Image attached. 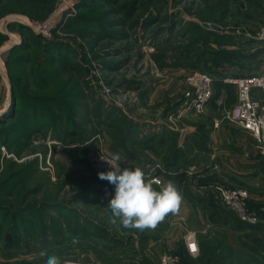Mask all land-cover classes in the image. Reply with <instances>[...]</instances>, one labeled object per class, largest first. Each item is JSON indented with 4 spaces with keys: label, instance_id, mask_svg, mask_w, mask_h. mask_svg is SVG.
Here are the masks:
<instances>
[{
    "label": "rangeland",
    "instance_id": "374dc122",
    "mask_svg": "<svg viewBox=\"0 0 264 264\" xmlns=\"http://www.w3.org/2000/svg\"><path fill=\"white\" fill-rule=\"evenodd\" d=\"M2 9L0 264H44L41 250L93 262L122 250L143 264H159L169 251L180 264L183 253L199 254L197 235L207 241V231L221 239L226 261L193 264H264V216L251 230L234 219L207 225L198 208L173 241L158 238L165 224L128 237L134 230L113 223L107 207L115 187L99 179L94 161L119 154L130 169H162L158 154L168 148L154 144L153 127L183 119L176 113L186 75L198 69L219 79L233 67L261 64L239 62L250 39L235 30L264 22V0H52L44 15L11 3ZM48 18L54 24L44 34ZM252 180L259 183L253 189H264L261 178ZM247 192L248 205L264 211V200ZM186 228L195 230L192 255L177 238Z\"/></svg>",
    "mask_w": 264,
    "mask_h": 264
},
{
    "label": "crops",
    "instance_id": "0c3cea01",
    "mask_svg": "<svg viewBox=\"0 0 264 264\" xmlns=\"http://www.w3.org/2000/svg\"><path fill=\"white\" fill-rule=\"evenodd\" d=\"M259 42L261 41L247 40L243 44V50L239 57L241 64L261 60L258 68L246 70L233 67L230 75L264 73V47H257L264 45H259ZM249 48H259L263 51L252 56L250 51L245 52V49ZM230 75L225 74L223 77L215 79L212 99L208 101L203 111H184L181 114L183 119L178 124L175 123L174 126H167L168 128L164 124H154L152 131L154 144H158L160 148H168V150L163 149L159 152L158 159L164 161L165 167L163 166L156 172L162 177V182L174 181L183 195L180 212L176 215H169L159 225H166L165 235L158 237L160 240L165 236L168 240L173 241L175 239L174 232L179 231L183 224L190 220L195 210L198 208L203 210L202 207L207 206L211 200L221 204L216 192L212 189L214 183L243 186L249 191L252 198L264 200V192L255 194L258 193L257 191H264V189H253L252 187L253 184H259L258 181L252 183L253 178H261L264 182V154L257 151L254 136L248 130L236 121H230L224 117L225 110L232 109L236 103L235 86L223 81L224 77ZM252 93L264 101V97L257 89ZM221 94L224 95L223 105L217 104L221 99ZM216 121L218 124H215ZM142 132L146 134V131L142 130ZM142 145L146 146L145 141H142ZM192 165L195 166V169L190 171L189 167ZM180 176H182L181 179ZM185 231L177 238L182 241L185 250L190 252L189 246L193 250L192 235L188 236V233H193L195 230L187 229ZM197 252L198 248L191 255ZM120 253L119 258L117 257L115 260L96 259L95 264H143L136 258L125 257L127 255L122 250Z\"/></svg>",
    "mask_w": 264,
    "mask_h": 264
},
{
    "label": "built area",
    "instance_id": "2783aa9c",
    "mask_svg": "<svg viewBox=\"0 0 264 264\" xmlns=\"http://www.w3.org/2000/svg\"><path fill=\"white\" fill-rule=\"evenodd\" d=\"M54 24L53 19H46L41 32L47 34V30ZM238 34L246 35V38L250 40H264V22L260 24L254 31L236 29ZM214 77L202 70H192L185 77V91L183 98L181 99L177 107V115L182 114L184 111H203L205 105L210 100L213 93ZM224 82L233 84L235 86L236 103L232 109H226L224 117L230 121H236L246 130L250 131L255 139V147L260 153H264V101L259 97L253 95V90H259L264 95V73L263 74H251L241 76H226L223 78ZM221 99L218 101V104ZM215 124H218L216 121ZM102 158H110L107 153H100L94 157L95 164L99 166L103 172H107L110 169L106 161ZM158 165L153 167L150 171L146 172V176L150 179H159L160 176L156 173ZM120 168L123 170L126 167L120 162ZM195 169L192 165L189 170ZM213 190L216 192L220 202L228 209L232 210L237 217L250 225H255L261 222L258 212L248 205V192L246 189L240 187H228L224 184L215 183L212 185ZM192 235L197 248V244L194 238V234L189 232L188 236ZM188 238V237H187ZM186 238V241L188 239ZM188 243V242H187ZM189 246V244H188ZM195 248V250H196ZM190 252H194L189 246ZM70 260L73 264H95L92 260H80V259H63ZM61 260V261H63ZM178 257L175 253L164 251L159 258V264H176Z\"/></svg>",
    "mask_w": 264,
    "mask_h": 264
},
{
    "label": "clouds",
    "instance_id": "9594fccd",
    "mask_svg": "<svg viewBox=\"0 0 264 264\" xmlns=\"http://www.w3.org/2000/svg\"><path fill=\"white\" fill-rule=\"evenodd\" d=\"M101 159L111 170L99 172L98 177L115 187L114 196L107 205L113 223L119 221L120 226L128 230H155L169 215L180 212L183 195L174 181L150 179L138 166L121 170L119 154ZM39 256L47 257L44 264H73L70 260L61 261L56 255H48L46 250H41Z\"/></svg>",
    "mask_w": 264,
    "mask_h": 264
},
{
    "label": "trees",
    "instance_id": "16d2710c",
    "mask_svg": "<svg viewBox=\"0 0 264 264\" xmlns=\"http://www.w3.org/2000/svg\"><path fill=\"white\" fill-rule=\"evenodd\" d=\"M51 2H52V0H6L4 3H2L0 0V12L3 10L2 7H4L8 3H11L14 6H16V9H18V10L24 9L27 11L35 12L38 15L39 14L44 15L45 13H48L50 11ZM215 82H216V80L214 81L213 89H214ZM212 95H213V93H212ZM182 98H183V96H182ZM211 99H212V96H211L210 100ZM223 101H224V95L221 94V102L219 103V105H223ZM217 104H218V102H217ZM179 178L181 179L182 176H180ZM208 205L205 207H202L203 211H204L203 215H204L205 219L207 220V222L211 223L212 225H215V224L221 225V224L231 222V221L234 223V220H237L236 222L239 223V224L236 223L237 227L246 226L251 230V229L255 228L258 224H260V223H258L255 225H250V224H247V223L241 221L232 210L228 209L222 203L218 204V203L214 202L213 200H211ZM252 208H254V207H252ZM255 210L258 212V215H259L260 219L262 220V218L264 216V211H260L257 209H255ZM139 232H141V231L134 230L132 233L129 234L128 237L131 238L133 235H134V237H138V235H136V234ZM209 234H210V231H207L206 234L204 235V238H206L207 241L201 240V234L197 235V241H198V245H199V254L196 257H192L188 253H187L188 255L183 253L184 255H182L180 264H193L194 261H199V260L211 261L212 263H215L217 261L224 263L226 261L225 256H224V251L226 249L221 246V243H222L221 239L220 238L219 239L214 238L215 236L210 237ZM247 236H249V234ZM209 240H211V241H209ZM251 240L253 242V244H250L253 248V249L252 248L251 249L255 252V250L257 251V249H255L254 247L256 244H260V241L257 240V238H255V239L253 238ZM241 242H242V244H245L246 241L241 239Z\"/></svg>",
    "mask_w": 264,
    "mask_h": 264
},
{
    "label": "snow or ice",
    "instance_id": "6c2138e0",
    "mask_svg": "<svg viewBox=\"0 0 264 264\" xmlns=\"http://www.w3.org/2000/svg\"><path fill=\"white\" fill-rule=\"evenodd\" d=\"M193 250H195V246H193Z\"/></svg>",
    "mask_w": 264,
    "mask_h": 264
}]
</instances>
